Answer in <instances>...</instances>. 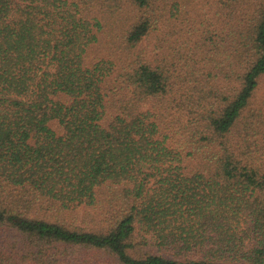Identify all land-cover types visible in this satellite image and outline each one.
Returning <instances> with one entry per match:
<instances>
[{
	"label": "trees",
	"instance_id": "1",
	"mask_svg": "<svg viewBox=\"0 0 264 264\" xmlns=\"http://www.w3.org/2000/svg\"><path fill=\"white\" fill-rule=\"evenodd\" d=\"M264 0H0V264H264Z\"/></svg>",
	"mask_w": 264,
	"mask_h": 264
},
{
	"label": "rangeland",
	"instance_id": "2",
	"mask_svg": "<svg viewBox=\"0 0 264 264\" xmlns=\"http://www.w3.org/2000/svg\"><path fill=\"white\" fill-rule=\"evenodd\" d=\"M261 101H264V81H262L261 87L256 94V98L254 99V102H257V103ZM236 264H245V263L238 262Z\"/></svg>",
	"mask_w": 264,
	"mask_h": 264
}]
</instances>
